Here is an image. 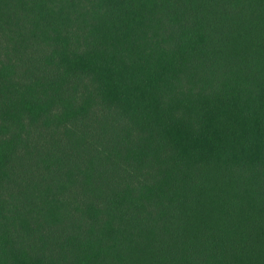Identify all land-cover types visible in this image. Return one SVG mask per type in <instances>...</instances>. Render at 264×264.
<instances>
[{
    "label": "trees",
    "instance_id": "obj_1",
    "mask_svg": "<svg viewBox=\"0 0 264 264\" xmlns=\"http://www.w3.org/2000/svg\"><path fill=\"white\" fill-rule=\"evenodd\" d=\"M0 264H264V0H0Z\"/></svg>",
    "mask_w": 264,
    "mask_h": 264
}]
</instances>
